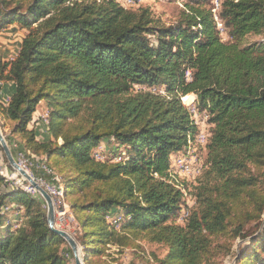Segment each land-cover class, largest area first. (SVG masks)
Returning <instances> with one entry per match:
<instances>
[{"label":"trees","instance_id":"16d2710c","mask_svg":"<svg viewBox=\"0 0 264 264\" xmlns=\"http://www.w3.org/2000/svg\"><path fill=\"white\" fill-rule=\"evenodd\" d=\"M218 15L227 41L207 0H187L171 24L116 0H0V28L26 30L0 61V82L12 84L0 101L5 138L60 177L52 184L65 192L84 264L136 240L166 248L159 264H221L245 240L233 264H264L254 249L264 251V0H223ZM187 94L209 129L178 223L187 205L168 170L196 132ZM41 101L39 138L28 123ZM8 184L0 173V264H67L72 251L48 227L43 198Z\"/></svg>","mask_w":264,"mask_h":264},{"label":"rangeland","instance_id":"374dc122","mask_svg":"<svg viewBox=\"0 0 264 264\" xmlns=\"http://www.w3.org/2000/svg\"><path fill=\"white\" fill-rule=\"evenodd\" d=\"M116 1L126 8H133V9L137 8L138 6L147 5L152 10L154 16L160 18L163 22L167 24H171L175 22L176 19L178 18L180 10L183 8L184 3L187 0H138L139 2L137 0H124V1L116 0ZM207 1H208V6L211 8V11L213 13L215 25L220 33V37L223 41H227L228 36L226 33V29L223 25V21L218 15L221 2L223 0H207ZM25 33L26 30L20 28L18 23L14 21L11 23H7L5 26L0 28V61L2 62L10 61L14 58V56L18 51L20 41ZM258 39H260L259 35H249V40H258ZM0 84L2 86L0 90V101L2 103H6L9 99V94L11 91L10 89L12 84L9 81L8 82L2 81L0 82ZM194 100H195V95L193 94H187L181 96L182 103L188 108L192 116L191 118L196 125V132L194 134V137H188L187 140V144L188 145L190 144L191 146L189 150V154L187 155L186 153L187 146L184 149V151L173 154L171 157V163L168 170L169 172L168 180L173 181L174 186L175 187L177 186L176 188L180 189L183 196L185 197L186 205H187L186 207H183V209L181 210L182 212H180V214L176 217L175 220L178 223L182 222L183 217H185V214L187 213L188 206L191 205L192 203L190 199L191 198L190 194L185 186V183L190 185L192 182L195 181L196 177L201 173L202 166L204 164V154H205L204 143H206V139L208 136V129H209L206 113L199 112L197 110V108L194 105ZM47 114H48V110L46 109L45 102L41 101L37 105V108L35 109V112L32 115L31 121L28 123V126L30 125V128H34L37 125L39 138L42 137V133L44 131L43 124L47 122L44 119H46ZM4 123L5 122L0 117V131L3 137L5 138V135L9 133L10 126ZM201 135H203V139L201 138ZM198 136H200V138H197ZM11 137L12 138L10 139V146L6 138L5 141L10 151L11 148L13 149L14 153H12V151L11 153L14 160L38 185L42 187L45 186V184H51L54 181V175L58 177L60 184L63 185L57 173L49 169L44 164L42 160L43 158L42 156L34 155L33 153H30L27 150H23L19 148L18 146L19 138L14 136ZM105 149H106V145L104 143L99 144L98 146L93 148V152H92L93 157L95 159L104 158L102 155V151ZM120 153H118L117 156L112 158V160L117 161L118 158H121L125 155V154L120 155ZM3 154L4 153L0 147L1 168L4 174L3 176L6 178V181L9 182L8 184L9 189L14 190L18 188L26 191L28 194L35 195V193L37 192L33 187V185H31L25 177L19 174L18 171H16L13 167H11L8 161L5 162L2 159ZM181 156L182 158L184 157L186 159L180 160ZM179 165H182V167H180ZM64 201H66L64 202L65 203L64 206L61 205L59 207L55 204L56 202L53 199V206L55 209V221H54L55 226L59 229L65 230L74 238L77 245L79 246L80 256L82 258L83 255L81 251V246L79 245V242L76 239V220L72 212L70 211L69 202L65 197V192H64ZM13 216H16V214ZM262 222L263 223L261 226L264 225V216ZM115 226H117V224H115ZM244 241L245 240H235L234 242L235 244L233 245V249H234L233 254H230L222 258L221 264H233L237 259L236 252L238 251L239 246ZM135 243H137V245L139 246L125 247V246H118L113 244L107 245L103 255L96 258V260L92 264H128L129 262H133V261L136 264H159L158 260L164 257V255L166 254V248L161 244L150 243L145 240H136ZM254 249L256 250L257 253H259L260 257L264 256V251H262L261 248H258L255 245ZM67 264H75L73 253H71V255L68 257Z\"/></svg>","mask_w":264,"mask_h":264},{"label":"water","instance_id":"95a60500","mask_svg":"<svg viewBox=\"0 0 264 264\" xmlns=\"http://www.w3.org/2000/svg\"><path fill=\"white\" fill-rule=\"evenodd\" d=\"M0 147L11 167H13L19 174L25 177L31 185L35 188L36 192L43 198L46 204V219L47 224L50 230L57 235L61 236L69 245L70 249L72 250L74 262L75 264H83V260L80 256L79 246L77 245L74 238L65 230L59 229L55 226V209L53 206V201L50 195L40 186L38 185L14 160L12 153L0 131Z\"/></svg>","mask_w":264,"mask_h":264},{"label":"bare ground","instance_id":"6f19581e","mask_svg":"<svg viewBox=\"0 0 264 264\" xmlns=\"http://www.w3.org/2000/svg\"><path fill=\"white\" fill-rule=\"evenodd\" d=\"M124 1V0H123ZM138 1V0H137ZM139 2V1H138ZM137 2V3H138ZM126 4H127V2H126ZM219 4V3H218ZM198 138H200V136H198ZM190 148H191V146H190V144H189V147L187 148V150H186V153H187V155L189 154V150H190ZM24 154V153H23ZM185 155V154H184ZM183 155V156H184ZM184 159H186V158H182V156H181V158H180V160H184ZM180 160H178V161H180ZM197 161V160H196ZM180 167H182V165H179ZM186 171V170H185ZM3 171H0V173H2ZM198 172V171H197ZM174 176V175H173ZM8 179V178H7ZM53 185H55V184H53ZM55 187H56V197H57V202H58V205H59V207L62 205V206H64V202H66V201H64V193H63V188H62V186L61 185H55ZM67 204V203H66ZM63 209V208H62ZM70 212V211H69ZM187 215V213L185 214V216ZM69 216V215H68ZM183 217V216H182ZM70 218V217H69ZM73 220V219H72Z\"/></svg>","mask_w":264,"mask_h":264},{"label":"built area","instance_id":"2783aa9c","mask_svg":"<svg viewBox=\"0 0 264 264\" xmlns=\"http://www.w3.org/2000/svg\"><path fill=\"white\" fill-rule=\"evenodd\" d=\"M201 138L203 139V135H201ZM0 171H3L2 168H1V163H0ZM43 189L50 195L52 201L53 199L55 200V204L57 206H59L57 203V197H56V187L55 185H53L52 183L51 184H45V186H42Z\"/></svg>","mask_w":264,"mask_h":264},{"label":"crops","instance_id":"0c3cea01","mask_svg":"<svg viewBox=\"0 0 264 264\" xmlns=\"http://www.w3.org/2000/svg\"><path fill=\"white\" fill-rule=\"evenodd\" d=\"M35 125H36V124H35ZM28 128H30V125L28 126ZM35 128H38V127H37V125H36V127H35ZM2 173H3V172H2ZM2 173H1V174H2ZM3 175H4V174H3Z\"/></svg>","mask_w":264,"mask_h":264}]
</instances>
